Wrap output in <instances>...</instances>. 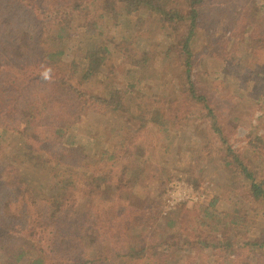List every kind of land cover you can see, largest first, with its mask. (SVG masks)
Here are the masks:
<instances>
[{"label": "trees", "instance_id": "1", "mask_svg": "<svg viewBox=\"0 0 264 264\" xmlns=\"http://www.w3.org/2000/svg\"><path fill=\"white\" fill-rule=\"evenodd\" d=\"M69 3L49 8L46 4L49 18L42 27L27 17L16 18L13 1L0 0V59L21 62L0 65V146L17 134L18 152L33 164H45L57 186L50 189L43 179L35 177V170L30 172L26 167L13 170L15 179L14 173L9 177L8 166L4 158L0 159V264H264V224L257 221L264 219V214L255 204L264 202V136L252 126L256 133L246 146L232 143L234 128L244 119L242 103L246 96L250 95V102L264 113V0ZM19 5L30 3L21 0ZM200 32L204 39L198 42ZM249 42L253 45L247 51L254 57L244 63L241 52L245 54L243 45ZM74 54L84 67L77 74L78 82L62 76L64 60ZM161 54L166 60L163 71L157 66ZM211 61L215 68L209 65ZM41 65L50 71L46 80L35 74L23 80L22 73L31 74L32 67L42 70ZM242 65L245 71L238 68ZM116 72L121 73L117 81ZM144 74L149 82L167 76L175 83L176 90H168L155 109L158 130L175 134L183 123L197 125L195 121L204 118L224 147L225 163L232 171L230 180L239 184L232 188L228 201L237 194L235 189L247 188L250 202L254 199L252 211L246 205H235L234 211L220 209L221 198L211 194L196 210L182 204L162 215L165 186L152 173L148 158L151 148H158L150 127L152 117L132 101L140 92L136 90ZM24 85L29 86L21 89ZM152 94L155 98L161 95ZM92 109L126 119L120 130L122 137L114 138L112 131L106 133L111 144H103L97 156L96 145L103 138L97 134L98 126L90 123L85 135L76 134ZM70 135L73 140L65 142ZM204 136L205 145L203 137L197 141L204 150L193 144L196 155L189 156L194 163L185 169L188 174L184 176L198 190L215 149L212 137ZM205 149L210 157L204 168L199 160L205 157ZM9 158L13 164L15 156ZM169 161L170 156L162 166H170ZM14 163L15 168L21 164ZM151 181L158 182L150 187L152 192H147ZM110 184L114 185L115 204L127 197L133 200L134 209L145 205L139 219L130 223L132 228L118 229L126 238L122 246L103 249L99 258L84 261L55 258L44 244L50 230L48 234L46 228L37 230L44 221L30 218L28 213L42 216L44 209L59 201L71 206L83 201L81 205L88 209L102 188ZM130 210L128 206L127 213ZM248 216L250 233L257 230L255 238L240 236ZM146 223L149 229L142 228ZM50 225L53 227L55 220L51 219ZM146 229L151 231L150 237L143 234Z\"/></svg>", "mask_w": 264, "mask_h": 264}, {"label": "rangeland", "instance_id": "2", "mask_svg": "<svg viewBox=\"0 0 264 264\" xmlns=\"http://www.w3.org/2000/svg\"><path fill=\"white\" fill-rule=\"evenodd\" d=\"M12 8H16V12L14 13L16 15V18L21 19L23 17L29 18L33 23L40 24L42 27H44L45 21L48 16V11H45V6L47 4V8L49 6H56L57 4H70V0H49L46 2V0H29L30 5L23 7L19 5V1L21 0H12ZM78 16V14H77ZM135 25L136 22L134 21L132 25ZM139 28H141V25H138ZM198 42L200 38L204 39L203 32L198 33ZM218 38V35H217ZM197 42V43H198ZM255 41H253L254 43ZM253 43L244 44V53L241 52V55L244 63H248L252 57H254V54L250 51H247ZM85 43H83L84 51L86 50ZM161 47V46H160ZM162 49L160 50V52ZM76 54L69 55V58L64 60V69L65 73L62 72V76L66 74L67 78L72 80L73 82H78V73L82 71L84 67H82L81 64H78L76 62ZM3 57L6 58V54H3ZM12 58V56H11ZM72 59L75 61V63L72 62ZM109 61V60H108ZM163 61H166L163 59V55H160V59L158 60V67H160L161 71L165 70V63ZM7 62V63H6ZM210 62L209 65H211L213 68H215V64ZM10 64H21L19 60L13 61H4L3 59H0V65L3 66H9ZM174 64V63H173ZM177 64V63H176ZM43 68L42 70L36 69L34 67L31 68V74L22 73L23 80L26 78H33L35 75H41L43 76V73L47 71L43 65H41ZM239 69L245 71L246 68L242 65L238 67ZM19 69V67H17ZM217 72L220 71V68L216 69ZM22 71V69H21ZM248 71V70H247ZM50 74V71L48 72ZM117 73V72H116ZM214 76H217L216 73H213ZM146 74H144V81L142 84L139 85L138 89L136 91H140L136 95H134L135 101L139 106L144 108L146 112L152 117L150 121V127L154 129V139L158 142V148H151L150 156L148 157L150 159V163L152 164V173L156 175L160 182H163L164 184V190L167 187V185L176 179H184L188 172L185 171L190 164L194 163L189 155L194 154L193 144L196 148L201 149L203 151L204 149L199 147V142H197L199 139L203 137V145H205L207 139L204 136L208 135L211 136L214 143H215V149L214 154L210 156L207 155L206 149L204 151V158L200 159V167H204L207 163H209L208 157L212 158V162L209 163L208 168H206L205 178L202 181V188L199 189L200 192H202L205 195V201L202 204H205L208 202L210 196L217 195L221 198L220 200V209L223 208H231V211H234L236 208L235 205H246L248 208L254 204V199L252 202H250V191L248 189H235L237 190V194L232 196V201H228V197L231 195L232 188H238L237 182H232L229 178V174H232V171L227 168L226 166V156L225 152L217 140L215 138L216 135L213 134L212 129L207 124V122L204 120V118L199 117L195 124L197 125H191V122H185L182 125H180L179 130L174 134H168L166 132H160L158 130L159 123L154 120L156 116L155 109L157 108L158 102L161 101L164 98V94L168 90H176L174 87L175 83H170L168 80V77H160L158 79H154L153 81L149 82V79H146ZM227 76V73L225 74ZM115 80L117 81L121 77V73H117V75L114 73ZM43 79L46 80L43 76ZM33 80L30 84L34 83ZM156 82H158L157 85ZM29 84V85H30ZM29 85H24L21 89H24L25 87H28ZM156 86V88L150 87ZM158 92L160 97L155 98L152 93ZM242 107L245 111V114H242V117L244 118L241 123H239L238 126H236L234 129V135L232 138V143H234L235 146L244 147L248 143V138L252 137L253 134L256 133L254 129H252V126L257 127L256 130L260 134L264 136V113L262 110L258 109V107L250 102V95L246 96L243 99ZM126 119L121 115H116L110 111L107 112H101L99 113L96 110H90L88 112V115L83 119L82 123L80 124L79 128L76 130V134L79 135H85L88 131H90V123H95L98 128L99 132H97L98 136L103 135V138H101L96 147L99 149V151L96 153H100V150L102 148L103 144H111V138L106 134L112 131L114 133V138H121L120 130L123 126L126 124ZM169 136H165L166 134ZM14 137H18L17 134H13L11 138H8V140L0 146V156L1 160L6 162L8 166V175L10 177L11 173L19 172L20 170L23 171V169L26 167L30 172L31 169L35 170L38 174V176H35L36 178L40 180H44V183L49 187L50 189H54L57 187L55 183L52 180V177L50 176L49 172L50 170L44 165H41L40 163H37L35 161V164L31 163L30 159H26L24 157L23 152H18L17 147V141L14 140ZM73 140V135H70L65 138V142H71ZM209 141L212 142V140ZM17 143V144H16ZM67 146H69L68 143H65ZM183 145L181 148L179 145ZM186 144V146H184ZM187 148V149H186ZM188 150V151H187ZM17 153V155H16ZM13 154L15 156L14 162H21L20 166L16 167V164L11 162V159H6L9 155ZM198 154V151H197ZM196 155V154H194ZM171 158V161H169L170 166L166 165L167 168H164L162 166L163 161H167V158ZM24 158V159H23ZM91 158H94L93 155H91ZM155 159V160H152ZM107 160L106 162H108ZM86 163L91 165V161L87 160ZM94 164V163H93ZM29 166V167H27ZM16 175L14 173V179ZM158 181H151V184L149 186V189H147V192H152L153 190L150 189L151 186H156ZM161 184V185H162ZM114 186V185H113ZM112 184L109 186L102 188L101 194L96 199V201H93V206L86 209L84 205H81L83 201H78L77 204H73L72 206L69 203L60 202L59 204H55L54 207H47L42 211V216L39 215L38 212H29L30 218L34 219H40L43 220L44 223L38 226L36 228L37 230H42L43 228H46V234L49 232V235H46L44 237V244L48 246L52 250V254L55 258H58L59 260L66 259L70 261H84L86 259H95L99 258V256L103 255L104 251L103 249H111V250H117L122 246L123 241L126 240V238H123L122 232L118 229L120 228H132L130 225L131 222L134 220L139 219L141 215V210L145 209V205H142L144 208H140L137 205L135 206L136 209L131 205L133 203V200L123 197L122 200L124 202L115 204L114 200L116 198V195L114 193V188ZM233 186V187H232ZM163 193V192H162ZM212 194V195H211ZM123 194L122 196H124ZM162 195V194H161ZM88 202V205L91 203L90 200H86ZM140 202L136 201V204H139ZM17 203H14L12 207H15ZM256 206H258L259 211H262V214H264V202H255ZM200 205L196 207H191L193 209H197ZM128 206L132 208L130 210V213L128 212ZM150 206V205H149ZM252 211V208H250ZM51 211H54V214H51ZM148 221H151V214H147ZM55 220V225L52 227L50 225V220ZM257 221L260 224H264V219L258 218ZM33 223V221H29ZM250 216L247 218V223L245 222L243 225V230H241V237H245L247 239L255 238L257 237L256 231L254 230L250 233ZM264 226V225H263ZM149 229V224L146 223L144 227ZM143 231V234H145L147 237H150L151 231L150 230ZM121 230V229H120ZM127 234V231H126ZM52 236V238H51ZM122 236V237H121ZM41 238V237H40ZM144 242L145 239L143 238ZM127 247V246H124Z\"/></svg>", "mask_w": 264, "mask_h": 264}, {"label": "built area", "instance_id": "3", "mask_svg": "<svg viewBox=\"0 0 264 264\" xmlns=\"http://www.w3.org/2000/svg\"><path fill=\"white\" fill-rule=\"evenodd\" d=\"M161 213L168 215L180 205L196 207L205 201V195L186 179L171 181L161 195Z\"/></svg>", "mask_w": 264, "mask_h": 264}, {"label": "clouds", "instance_id": "4", "mask_svg": "<svg viewBox=\"0 0 264 264\" xmlns=\"http://www.w3.org/2000/svg\"><path fill=\"white\" fill-rule=\"evenodd\" d=\"M43 76H44L45 79H47V78H48V72L45 71V72L43 73Z\"/></svg>", "mask_w": 264, "mask_h": 264}]
</instances>
